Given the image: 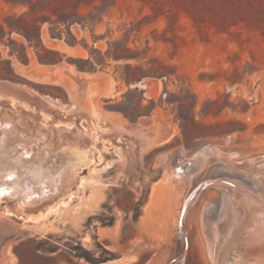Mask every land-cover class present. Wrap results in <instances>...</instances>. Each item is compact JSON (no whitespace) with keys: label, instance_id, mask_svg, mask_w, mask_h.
Instances as JSON below:
<instances>
[{"label":"rangeland","instance_id":"1","mask_svg":"<svg viewBox=\"0 0 264 264\" xmlns=\"http://www.w3.org/2000/svg\"><path fill=\"white\" fill-rule=\"evenodd\" d=\"M112 2L102 11L81 5L80 14L95 15L67 27L46 10L0 0V23L15 15L23 30L0 41V58L15 71L0 78V122L15 124L0 142V186L10 188L0 196V264H216L220 244L211 255L202 221L221 200L218 184L241 191L240 179H227L219 164L186 181L173 170L210 145L234 151L238 172L255 165L264 174V36L256 25L222 24L214 11L231 9L223 0ZM37 28L39 41L29 42L25 34ZM44 49L60 61L40 62L55 56ZM23 50L27 63L17 57ZM39 131L46 138L30 142L44 137ZM250 158L255 164L241 165ZM9 169L16 179L4 177Z\"/></svg>","mask_w":264,"mask_h":264},{"label":"bare ground","instance_id":"2","mask_svg":"<svg viewBox=\"0 0 264 264\" xmlns=\"http://www.w3.org/2000/svg\"><path fill=\"white\" fill-rule=\"evenodd\" d=\"M13 128H15V124L10 123V121H6L4 123L0 122V131H2V134H3L0 137V142L2 141L4 142L8 134H12L13 131L11 129ZM57 128L60 129V127H57ZM61 130H66L67 132H69L70 127L61 128ZM55 131L56 130L54 129L53 133L55 134L58 133L59 137H61L62 134L64 133V131L63 132L61 131L62 133L60 131H57V132ZM43 132L44 131H39L38 134L39 135L44 134ZM46 136H47L46 134H44L43 138L36 136V138L30 140V142L31 141L36 142L37 140L45 139ZM18 145L22 146L20 144ZM229 155H236V153L234 151L225 152L218 146L209 145V146L201 147L194 152L192 159H191L190 166H188L185 169L183 168L185 171L181 167H176L177 169L173 170L172 176L179 178V180L181 181H186L187 179L190 180L193 176L192 173H196L200 171L202 167L206 168L208 165L211 164L212 169L216 170L217 169L216 166L217 164H219V166L222 167L221 170L224 172V174L229 176V178L227 179L229 180L240 179V182L238 181V184H239V187H241L240 188L241 191L232 189L229 186H226L224 184H218L220 190H222L221 200L218 203V205H216L215 208L212 210V212L210 213L211 215L206 213V216H204L205 221L204 222L202 221V224H203L202 226L204 229L202 228V230L206 232L205 237H207L208 249L211 255H213V253L214 254L216 253L215 249L217 248V245L220 244V249H218V255H217L218 258L216 259V264H227L226 259H227L228 254L233 255V263L241 262L242 264H264V174H263V170L262 168L256 169L255 165H253V168L255 170L251 172H246V173L244 171H243L244 173L238 172L237 170V168L239 167L238 162H235L229 159L228 157ZM68 156H69L68 160H70L71 158H73L72 159L73 162H76L78 160V156L77 157L70 156V154H68ZM260 159L263 160L264 156H261ZM253 162L255 164L256 160H254L253 158H250V159L243 161L241 165L243 164L247 165ZM30 170H31L30 173L33 172L32 169ZM3 175L6 178L14 177L16 179V172L11 171L10 169L5 171ZM28 175H29V172H28ZM40 176L38 177L37 175L38 179L40 178ZM45 177L47 178V176ZM33 178H36V176L34 175ZM50 178H51L50 180H52V177ZM44 187H47V186H44ZM247 187L250 189V191L246 190ZM56 188H58V186ZM65 192H67V190H65L64 193L62 194H65ZM9 193H10V188H8L7 186H0V196H5L6 194H9ZM30 193L31 192L29 191L25 192V195H29ZM32 195L29 196L28 199L32 198ZM70 195L71 194L67 193L66 197L62 196L58 199V201L61 200V202H65L64 199L70 198ZM186 202L187 201L185 200L183 204L184 208H186L185 207ZM237 202L241 203L242 205L241 211L236 208ZM53 205H50L48 209L53 208ZM212 205H213L212 203L211 204L208 203L206 205V208H210ZM240 213H241V218L234 226V222L237 220V218H239L238 214ZM183 214H184V211H183ZM183 214H182V217H183ZM209 221L212 223H209ZM226 231H227V236L229 237L226 238V240L222 241L223 235Z\"/></svg>","mask_w":264,"mask_h":264},{"label":"trees","instance_id":"3","mask_svg":"<svg viewBox=\"0 0 264 264\" xmlns=\"http://www.w3.org/2000/svg\"><path fill=\"white\" fill-rule=\"evenodd\" d=\"M6 2H21L23 4L29 5L32 11H47L49 13V20L55 25L69 26L71 23L75 21H79L82 25L88 21V19H92L95 14L92 11L87 13L85 16L79 13L78 9L81 5L92 6L97 11H102L109 9L113 5L112 0H63V2L58 6L53 4V0H37L33 2L32 0H5ZM150 2L156 4L155 0H149ZM229 5L231 9H227L224 14L220 12L214 11V14L217 18H220L221 23L224 24L227 22V25H236L237 23L244 22L249 23L253 22L260 33L264 36V0H223ZM248 6L251 9L248 10ZM248 10L247 16H243V11ZM44 15V13L42 14ZM5 24L0 23V41L6 36V34L11 33L13 30L17 32H23L22 28L14 24L15 20H18V17L15 15H8L5 18ZM36 26V25H35ZM223 29V28H221ZM39 30L34 31L35 35H31L26 33L25 37L29 42L32 39H37L39 41ZM25 33V32H24ZM40 44V43H39ZM41 46V45H39ZM42 47V46H41ZM128 50V47H125ZM46 53H50L55 55L54 57L47 58L46 56L39 55L38 60L43 63H56L60 61V58H57L56 55L59 54L58 51H54L51 49H44ZM15 49L11 48L9 50L10 54L15 53ZM17 57L22 63L28 62V57L26 52L23 50L17 52ZM128 54L123 52H115L113 57L115 58H123L128 57ZM15 77V71L11 64L10 59H2L0 58V78L2 79H13ZM82 250L78 252L77 250ZM72 251H74V255L77 257H83V253L87 252V250L83 249L80 246L72 247ZM71 251V252H72ZM87 259V258H86Z\"/></svg>","mask_w":264,"mask_h":264},{"label":"water","instance_id":"4","mask_svg":"<svg viewBox=\"0 0 264 264\" xmlns=\"http://www.w3.org/2000/svg\"><path fill=\"white\" fill-rule=\"evenodd\" d=\"M203 186H205V185H200V187H198V188H201V187H203ZM183 211H184V207L182 208V210H181V216H182V214H183ZM180 216V217H181Z\"/></svg>","mask_w":264,"mask_h":264}]
</instances>
